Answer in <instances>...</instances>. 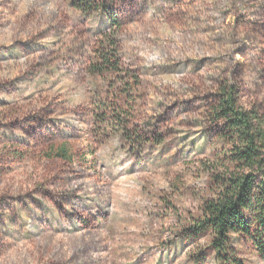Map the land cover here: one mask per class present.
I'll list each match as a JSON object with an SVG mask.
<instances>
[{
    "label": "rangeland",
    "instance_id": "374dc122",
    "mask_svg": "<svg viewBox=\"0 0 264 264\" xmlns=\"http://www.w3.org/2000/svg\"><path fill=\"white\" fill-rule=\"evenodd\" d=\"M222 90L264 118V0H0V264H264L197 230L240 170Z\"/></svg>",
    "mask_w": 264,
    "mask_h": 264
},
{
    "label": "trees",
    "instance_id": "16d2710c",
    "mask_svg": "<svg viewBox=\"0 0 264 264\" xmlns=\"http://www.w3.org/2000/svg\"><path fill=\"white\" fill-rule=\"evenodd\" d=\"M106 38L110 42L109 36ZM102 49V64L94 66L92 71L117 70L119 60L116 49ZM218 98L214 111L217 119L225 121L231 131L235 147L233 163L240 170L230 171L216 197L206 203L204 221L197 230L213 232L214 248L221 260L232 262L234 259V250L230 247L232 233L251 238L264 259V118L239 107L231 90H222ZM55 156L70 159L65 148ZM247 215L252 217L251 220ZM233 263L238 262L234 260Z\"/></svg>",
    "mask_w": 264,
    "mask_h": 264
}]
</instances>
